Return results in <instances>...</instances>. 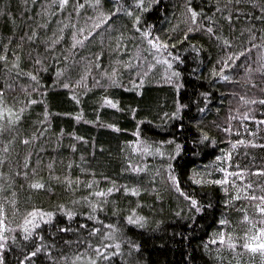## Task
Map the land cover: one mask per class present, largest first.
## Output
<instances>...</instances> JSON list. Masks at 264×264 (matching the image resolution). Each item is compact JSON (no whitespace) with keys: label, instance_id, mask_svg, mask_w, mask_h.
I'll list each match as a JSON object with an SVG mask.
<instances>
[{"label":"trees","instance_id":"trees-1","mask_svg":"<svg viewBox=\"0 0 264 264\" xmlns=\"http://www.w3.org/2000/svg\"><path fill=\"white\" fill-rule=\"evenodd\" d=\"M264 0H0V264H264Z\"/></svg>","mask_w":264,"mask_h":264},{"label":"rangeland","instance_id":"rangeland-1","mask_svg":"<svg viewBox=\"0 0 264 264\" xmlns=\"http://www.w3.org/2000/svg\"><path fill=\"white\" fill-rule=\"evenodd\" d=\"M260 251L264 254V248L260 249ZM262 257L264 258V255H262Z\"/></svg>","mask_w":264,"mask_h":264}]
</instances>
